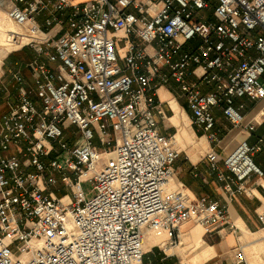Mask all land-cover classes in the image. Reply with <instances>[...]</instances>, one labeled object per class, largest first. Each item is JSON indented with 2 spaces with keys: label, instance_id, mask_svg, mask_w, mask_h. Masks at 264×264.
<instances>
[{
  "label": "built area",
  "instance_id": "obj_1",
  "mask_svg": "<svg viewBox=\"0 0 264 264\" xmlns=\"http://www.w3.org/2000/svg\"><path fill=\"white\" fill-rule=\"evenodd\" d=\"M1 20L35 55L31 81L18 68L0 87L15 90L0 113V264H149L147 239L177 246L189 220L239 229L226 203L178 180L159 88L177 83L210 140L216 109L246 133L223 158L207 150V172L230 198L251 194L264 176V133L250 141L264 124V0H0ZM247 246L225 264H252Z\"/></svg>",
  "mask_w": 264,
  "mask_h": 264
},
{
  "label": "crops",
  "instance_id": "obj_2",
  "mask_svg": "<svg viewBox=\"0 0 264 264\" xmlns=\"http://www.w3.org/2000/svg\"><path fill=\"white\" fill-rule=\"evenodd\" d=\"M2 21L5 20H1V22ZM23 50H26V53L31 52L34 57L35 53L30 47L23 46L14 49L0 44V87L3 82L6 81L12 88V72L18 68H21L23 74L31 81V69L24 64L25 60L18 58L15 60L14 64H11L9 61L13 53L22 52ZM171 83L159 88V94L163 100H165L164 108L167 116L163 117L159 114L158 121L163 133L176 134L178 138L177 144L180 149V155L175 162L178 180L186 185L191 196L197 197L208 194L226 203L228 205L229 215L233 221L237 222L241 220L249 229L260 227L261 222L258 213L264 209V176H258L257 174L251 176L248 181V185L250 189H252L251 194L242 192L230 198L222 186L223 183L207 172V150L215 146L216 149L220 151V157L223 158L239 144L240 140L246 136V133L240 128L232 126L225 118L222 111L216 109L215 115L217 122L214 130L218 132L220 141L217 143L216 141L210 140L208 134L205 133L199 135L197 129L193 125L194 123L191 118V110L188 107L187 99L181 91L179 93L175 92L170 87ZM14 92V88L12 89V94L10 92V95L0 90V113L7 108L8 100L13 98ZM183 97L185 98L184 102L181 101ZM169 103H171V105ZM250 116L251 114L247 116V119H249ZM262 133H264V124L258 125L255 134L250 137V141L255 142L257 137ZM202 139H204V141ZM1 153L5 152L0 147V154ZM259 165L264 168L263 162ZM192 221L193 220H189L183 224L180 240H182L184 232H190L194 227ZM203 228L204 229L201 228L203 230V245L204 247L210 246L212 248L211 255L207 259H204L201 264H225V261L233 257L238 243L245 242L242 235H240L241 231H234L229 226L216 229ZM149 238L152 240L149 239L151 247L147 249V252L155 246L156 251L158 250L157 253L161 254V250L159 249L165 250L161 244V242L165 240V236L153 235ZM156 238H160L161 241H155ZM151 253L154 255L157 254L155 252ZM151 253L148 252L146 254V259L149 264H153L150 257ZM178 255L180 258L182 254L178 252ZM169 257V254L165 253L159 259L165 261ZM178 264H185V262L180 258Z\"/></svg>",
  "mask_w": 264,
  "mask_h": 264
},
{
  "label": "bare ground",
  "instance_id": "obj_3",
  "mask_svg": "<svg viewBox=\"0 0 264 264\" xmlns=\"http://www.w3.org/2000/svg\"><path fill=\"white\" fill-rule=\"evenodd\" d=\"M15 30V26L11 21L5 20L0 22V44H8V48H10V36L11 32ZM67 198V197H66ZM240 229V235L244 238L247 245L250 247H257L260 248L259 244L264 243V237L262 235H256L252 239L249 240L250 234L256 233L251 231L241 220L235 222ZM186 240L192 242V244H184ZM155 241H161L160 238H156ZM163 247L172 253L176 249L183 254L184 260L186 264H201L204 259H207L211 255V248L210 246L204 247L203 239H202V229L198 227H193L190 232H188L187 237L182 239L177 246H167L166 242H163ZM193 246L192 251H195L194 255L189 257V254L192 252H186V247Z\"/></svg>",
  "mask_w": 264,
  "mask_h": 264
},
{
  "label": "rangeland",
  "instance_id": "obj_4",
  "mask_svg": "<svg viewBox=\"0 0 264 264\" xmlns=\"http://www.w3.org/2000/svg\"><path fill=\"white\" fill-rule=\"evenodd\" d=\"M32 57H33V54L30 52V53H26V50H23L22 52H16V53H13L12 55H11V57H10V59H9V61H10V63L11 64H14L15 63V60L16 59H22V60H25V61H28V60H30V59H32ZM170 87L175 91V92H177V93H179L180 92V89H179V86H177V83L175 82V81H173L171 84H170ZM182 102H184L185 101V98L183 97L182 98V100H181ZM194 126H195V128L197 129V131H198V134L199 135H201V134H203L204 133V131L202 130V129H199L195 124H193ZM75 128V125H73L72 127H71V129L70 130H73ZM206 138V137H205ZM197 140H199V139H197ZM203 141H204V139H202ZM219 151V150H218ZM255 160L258 162V163H261V162H263V164H264V151L262 150V151H259L258 152V154H257V156L255 157ZM66 191V189L65 188H63L61 191H60V194H62V193H64ZM206 195H208V194H206ZM230 219H231V217H230ZM232 220V219H231ZM233 221V220H232ZM193 222V226H195V227H198V228H202V229H204L203 228V226L201 225V224H199V223H197V222H195V221H192ZM235 222V221H234ZM200 228V229H201ZM251 231H253V232H256V233H253V234H250V237H249V240L250 239H252L254 236H256V235H262L263 234V230H262V225H260V227H257V228H253V229H250ZM203 231V230H202ZM238 231H240V229H238ZM187 235H188V232H184L183 233V236H182V239H185V237H187ZM152 240L151 238H148V240H147V242H146V249H148V248H150L151 247V242H150V240ZM154 241V240H153ZM245 241V240H244ZM246 242V241H245ZM184 244H192V242L191 241H189V240H186V242L184 243ZM156 246H158V245H156ZM259 246H260V248H257V247H250V246H247V253H248V257H249V260H250V262L252 263V264H264V243H260L259 244ZM159 248V247H158ZM192 249H193V246H191V247H186V252H191L192 251ZM152 250V251H151ZM151 250H149L148 252L149 253H151V252H155V253H157V251H156V249H155V246L153 247V249H151ZM159 250H161L160 252H161V254H159V253H157L156 255H154L153 253H151L150 254V257H151V259H152V261H153V264H165V263H167V264H178L179 263V260H180V258L181 259H183L184 260V257H183V254L180 252V251H178L177 249L175 250V251H173V252H177V253H174L173 254V252L172 253H170V252H168V254H169V258L167 259V260H160L159 258L161 257V256H163L166 252H165V250L164 249H159ZM147 252V253H148ZM165 252V253H164ZM178 252H180L182 255H180V258H179V255H178ZM23 253V251L21 250V249H17V251H16V254H18V255H20V254H22ZM194 253H195V251H192L190 254H189V257H191L192 255H194ZM183 257V258H182ZM184 262H185V260H184ZM185 264H186V262H185Z\"/></svg>",
  "mask_w": 264,
  "mask_h": 264
},
{
  "label": "trees",
  "instance_id": "obj_5",
  "mask_svg": "<svg viewBox=\"0 0 264 264\" xmlns=\"http://www.w3.org/2000/svg\"><path fill=\"white\" fill-rule=\"evenodd\" d=\"M147 260V259H146Z\"/></svg>",
  "mask_w": 264,
  "mask_h": 264
}]
</instances>
